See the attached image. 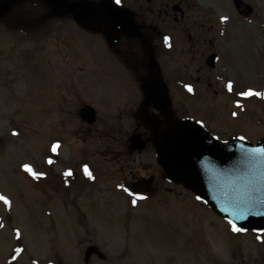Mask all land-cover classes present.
<instances>
[{
	"label": "rangeland",
	"instance_id": "rangeland-1",
	"mask_svg": "<svg viewBox=\"0 0 264 264\" xmlns=\"http://www.w3.org/2000/svg\"><path fill=\"white\" fill-rule=\"evenodd\" d=\"M5 1L14 4L12 11L22 3L35 4L36 10L23 20L27 34L21 49H15L18 43L14 34L10 37L0 33V51L12 47L15 57L26 52L31 54L32 62L29 105L26 101L19 105L8 100V91L0 87V194L11 201L10 205L0 201V261L10 259L19 246L15 258H34L48 264L58 256L66 264H85L86 248L95 244L109 252V264H252V236L231 229L229 222L203 207L186 188L180 190V199L167 192L147 202L129 204L132 191H122L135 176H146L145 167L161 176L153 146L134 156L129 148L94 147L96 137L91 135L95 131L77 132L76 121L68 120L67 132L50 127L45 114L46 80L39 69V58L45 49L54 63L57 49L64 51V66H79L76 75L82 102L92 100L101 117L111 115L106 78L111 73L109 67H117L116 59L105 50L110 44L104 35L105 26L100 24L98 31L87 30L73 16H53V9L38 0ZM66 1L97 5L108 2ZM234 1L240 2V8ZM234 1L188 0V5H182L187 13L184 20L179 12L174 16L171 8L170 16L165 11L167 4L179 0H120L116 4L133 11L145 31L153 26L172 35L178 46L171 55L176 72L172 77L173 100L181 115L202 120L222 140L239 135L258 143L264 139V96L243 99L237 97L235 87L264 92V0ZM247 6L253 8L252 13L245 9ZM241 9L245 12L240 13ZM196 23L212 27L217 33L214 51L220 58L217 68L204 74L212 81L211 89L201 84L189 91L177 85L176 78L193 84L183 66V59L189 60L181 56V50L188 46V34L194 32ZM187 27L191 30L187 31ZM132 41L123 37L117 46L123 48ZM67 50L76 51L73 60L65 56ZM192 75L198 76L196 72ZM229 80L233 82V92L227 90ZM131 133L130 128H125L127 138ZM56 141L59 148L52 152L50 146ZM49 156L53 164L47 163ZM26 163L46 175L32 176L23 168ZM85 164L91 177L84 170ZM132 169L137 171L133 176L129 174ZM63 176H73L74 180L64 183Z\"/></svg>",
	"mask_w": 264,
	"mask_h": 264
},
{
	"label": "flooded vegetation",
	"instance_id": "flooded-vegetation-1",
	"mask_svg": "<svg viewBox=\"0 0 264 264\" xmlns=\"http://www.w3.org/2000/svg\"><path fill=\"white\" fill-rule=\"evenodd\" d=\"M149 2L152 3V0ZM234 3L235 5L237 3V8H240V2L234 1ZM24 4L25 3H22V5ZM176 4L181 6L182 11H179V13L182 14L181 16L184 20L187 13L184 11V7L182 5H188V0H179L178 3L174 2V4H167L165 11L167 12V15L170 16L169 9L171 8L172 12H174V16H176L175 12L178 11H174L173 9ZM18 8L20 9V6ZM245 9H247L249 13L253 12V9L247 7H245ZM151 12H153V9H151ZM243 12H245V10L241 9L240 13ZM175 18L177 20V17ZM23 20H26V18H24L22 10L19 12L14 10V12H10L0 19V33H6L9 36L14 34L16 39L15 41L18 43V45H15V49H21L23 43L26 41L24 40V37L27 34V31L23 27ZM12 22H14V24H12ZM141 26L142 34L146 35L148 38L149 46L156 59L157 66L162 72V78L168 89L170 100V106L168 109L169 116L174 120L180 118H190L187 115H181L176 110L173 100V86L175 85L173 84L172 77L176 72L173 71V57L171 55L174 53L176 48H178V46L175 45L172 35L166 30H158L157 27L151 26L149 31H145L144 26ZM194 29V32H188V46H184L185 48L181 50V56L187 57L189 60L187 61L183 59V66L185 73L189 74L193 87H195L194 85L200 86L201 84H204L208 89H211L212 81H210L209 78H206L204 74L211 69L207 65V59L211 53L215 52L214 50L218 46L217 33L212 30V27L206 28L204 24L196 23ZM190 30L191 28L187 27V31ZM123 37L125 36L121 35L118 43H114L112 45L110 44L108 45L109 47L105 48L106 53L110 56L112 55V59H116L115 63L117 67L113 68L111 65V67H109L111 73L108 72V77L106 78V81L108 82L107 97L112 109V113L109 117H101L99 110L95 107L97 104L92 100L88 103L82 102V99L80 98L81 93H79L78 77L76 75L79 73V66L74 67L75 64L72 63L71 67H65L62 61L64 51L57 49L58 51H56L55 54L56 62L54 63L50 58L48 51L46 49L45 52L41 50L42 53L39 58L41 63L39 64V69L46 80L45 94L48 95V100L45 114L47 116V120L50 119V127L58 130L61 129L60 132H63V130L67 132L70 127L68 120L73 122L76 121L77 132L86 130L95 131V133L91 135L92 137H96V140L94 139L95 141L93 142L94 147L101 148L105 146L113 149L119 147H123L124 149L129 148L131 150L129 152L130 155L137 156L141 155L142 152H145V150H147L150 146H153L155 150L153 135L148 129H145L144 123H142V121L137 117L138 109L145 103L146 100L147 90L145 87L152 81V79L150 69L148 68L149 57L145 46H143L139 40L132 39L134 41H132V44L125 45L123 48H120L117 44L120 43ZM165 37H169L170 40L166 42ZM75 52L76 51L74 50H67L65 56H68L69 60H73ZM14 54L15 53L13 52L12 47L11 49H7L5 52L2 50L0 51V87L8 91V100L13 102L15 101L16 103H19V105L26 101L29 105L28 98L31 90V84H29V81L32 75L31 54L23 52V54H19L20 56L18 57H15ZM7 63H10V66L7 67ZM193 72H196L198 76L193 77ZM66 74L68 76L67 79L65 78ZM90 77L95 79L94 75H90ZM179 78H176L178 79L177 85L187 88L186 85L188 84H186L185 80L183 81V79ZM148 90L153 102L149 103L147 106V115L152 116L156 123H161V130H164L168 123L164 116L166 111L163 109L165 108L164 89L162 86H156L154 92L153 86H149ZM240 90L247 91L248 88L242 89L235 87L237 97H239L238 92ZM223 92V94H226V91ZM252 98H254V95H252ZM85 105L95 107L98 114L97 121L92 124V126L88 125L80 115L81 109ZM27 108H29V106ZM28 111L29 114L30 109ZM125 128L131 129L132 133L129 138L124 135ZM136 133L141 134L142 139L146 142L147 147L143 151L135 152L132 146H130L131 137ZM144 170L146 176L138 178L135 176L133 178L134 181L127 185L125 190L122 192L127 193L128 190H131L134 193L139 192L134 195V200L138 202L140 200H150V197L167 192L169 195L175 193L176 198L180 199V190L183 188L185 189L183 185L181 186L173 181H170L165 176L162 169H160L159 173H161L163 178L148 167H145ZM136 173V170H129V174L131 176ZM127 175L128 171L125 176L127 177ZM150 179H153L152 184L148 182ZM150 187H152L153 190H151ZM132 200L133 199L131 198L128 201L133 202ZM201 205L204 206V204ZM241 233H248L252 236L251 240L255 250V254L251 261L252 264H264V230L261 232L253 230L248 232L242 231ZM107 253L103 251L93 253L86 264H109L111 260L107 257ZM84 257L85 254L83 258ZM52 259H54V261H51L48 264H66L65 261L60 259L58 256H53ZM0 264L42 263L38 262L34 258H10L0 261Z\"/></svg>",
	"mask_w": 264,
	"mask_h": 264
},
{
	"label": "water",
	"instance_id": "water-1",
	"mask_svg": "<svg viewBox=\"0 0 264 264\" xmlns=\"http://www.w3.org/2000/svg\"><path fill=\"white\" fill-rule=\"evenodd\" d=\"M52 6L56 3L61 9L59 16L72 14L77 22L86 29H99L106 26L105 36L114 42L121 34L138 38L149 50V69L152 81L146 85L147 96L138 115L146 129L154 135V145L158 162L170 180L183 184L203 199L216 213L234 221L242 229H264V141L253 144L235 137L220 141L193 120H174L169 116L170 100L168 89L163 82L160 68L152 50L147 46L145 35L135 22V14L115 3L108 1L95 4L90 1L69 3L66 0H41ZM11 10V3L0 5V18ZM175 10H181L176 5ZM217 55H211L207 65L215 67ZM149 86H162L164 89V116L168 122L161 131L160 123L147 115V106L153 102L149 95ZM155 92V90H154ZM80 115L90 125L97 119L95 109L84 106ZM131 146L137 151L147 145L142 135L136 133L131 138ZM153 182V179L148 181ZM99 251L98 246H89L86 250V262L89 256Z\"/></svg>",
	"mask_w": 264,
	"mask_h": 264
},
{
	"label": "snow or ice",
	"instance_id": "snow-or-ice-1",
	"mask_svg": "<svg viewBox=\"0 0 264 264\" xmlns=\"http://www.w3.org/2000/svg\"><path fill=\"white\" fill-rule=\"evenodd\" d=\"M116 3H120V0H116ZM222 19L227 20L228 18L227 17H222ZM168 40H170V38L169 37H165V41L167 42ZM186 87L188 88L189 91H193V88H192L191 85H186ZM227 90L229 92H233L234 91L233 82L231 80H229L228 83H227ZM252 95L261 96V95H264V93L253 92V90L251 88H249L247 91L240 90L238 92V96L248 97V96H252ZM236 103H237V106H240L239 99L236 100ZM234 115H235V113H234ZM199 123L201 125H203L204 122L201 120V121H199ZM241 139H243V137ZM50 148H51V151L52 152H56L57 149L59 148V141L54 142L50 146ZM262 151H264V150H262ZM47 163L48 164H53L54 163V160L49 156V158L47 160ZM83 167H84V170L87 173V175H89L91 177L92 176V173L89 170L88 165L85 164ZM23 168H24V170L26 172L31 173V175L34 176V177H40V176L46 175V173H44L42 171H36V170H34V168H33V166L31 164H27V163L26 164H23ZM71 174H72L71 173V170H69L68 175H71ZM121 187H123V186H121ZM132 195H136V193H132ZM0 200L4 201L5 204H8V205L11 204V201L9 200V198L7 196L3 195V194H0ZM133 203H135V201H133ZM230 223L232 224L233 230L238 231V232L244 230V229L238 227L235 224L234 221H230ZM17 235H19V230H17Z\"/></svg>",
	"mask_w": 264,
	"mask_h": 264
},
{
	"label": "trees",
	"instance_id": "trees-1",
	"mask_svg": "<svg viewBox=\"0 0 264 264\" xmlns=\"http://www.w3.org/2000/svg\"><path fill=\"white\" fill-rule=\"evenodd\" d=\"M35 10H36L35 7L30 8L28 6H24L23 8V12L25 13V15L27 14V16L32 15L31 13L32 12L34 13Z\"/></svg>",
	"mask_w": 264,
	"mask_h": 264
},
{
	"label": "bare ground",
	"instance_id": "bare-ground-1",
	"mask_svg": "<svg viewBox=\"0 0 264 264\" xmlns=\"http://www.w3.org/2000/svg\"><path fill=\"white\" fill-rule=\"evenodd\" d=\"M206 5V4H205Z\"/></svg>",
	"mask_w": 264,
	"mask_h": 264
}]
</instances>
